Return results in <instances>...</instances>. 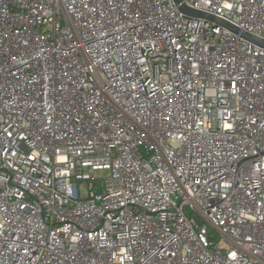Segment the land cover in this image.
Wrapping results in <instances>:
<instances>
[{"label":"built area","instance_id":"obj_1","mask_svg":"<svg viewBox=\"0 0 264 264\" xmlns=\"http://www.w3.org/2000/svg\"><path fill=\"white\" fill-rule=\"evenodd\" d=\"M182 3L264 39V0ZM0 264H264V47L173 0H0Z\"/></svg>","mask_w":264,"mask_h":264},{"label":"water","instance_id":"obj_2","mask_svg":"<svg viewBox=\"0 0 264 264\" xmlns=\"http://www.w3.org/2000/svg\"><path fill=\"white\" fill-rule=\"evenodd\" d=\"M175 2L176 5H178L179 10L187 17H195V18H203L205 20H209L211 21L214 25H220L228 30H230L233 33H237L239 34L242 38H244L245 40H247L248 42H251L253 44H256L258 46L264 47V39L258 38L254 35H251L249 33L240 31L238 28H236L235 26H233L232 24L218 18L215 17L213 15L204 13L202 11L199 10H195L192 9L190 7H187L186 5H184L182 3V0H173Z\"/></svg>","mask_w":264,"mask_h":264},{"label":"rangeland","instance_id":"obj_3","mask_svg":"<svg viewBox=\"0 0 264 264\" xmlns=\"http://www.w3.org/2000/svg\"><path fill=\"white\" fill-rule=\"evenodd\" d=\"M107 170L106 169H104V170H99V171H97L96 173L97 174H101V175H103V176H106L107 175Z\"/></svg>","mask_w":264,"mask_h":264}]
</instances>
